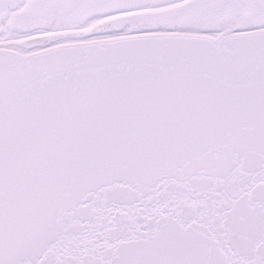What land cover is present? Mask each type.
I'll list each match as a JSON object with an SVG mask.
<instances>
[{
  "label": "snow or ice",
  "instance_id": "1",
  "mask_svg": "<svg viewBox=\"0 0 264 264\" xmlns=\"http://www.w3.org/2000/svg\"><path fill=\"white\" fill-rule=\"evenodd\" d=\"M0 264H264V0H0Z\"/></svg>",
  "mask_w": 264,
  "mask_h": 264
}]
</instances>
